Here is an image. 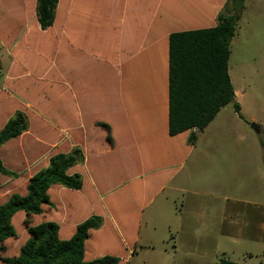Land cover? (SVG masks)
Here are the masks:
<instances>
[{"label":"rangeland","instance_id":"1","mask_svg":"<svg viewBox=\"0 0 264 264\" xmlns=\"http://www.w3.org/2000/svg\"><path fill=\"white\" fill-rule=\"evenodd\" d=\"M19 1L0 0V128L16 112L22 111L28 117L29 129L0 149L7 168L19 175L18 178L0 175V204L12 194H26L29 181L45 170L52 156L76 148L85 151L81 137H75L73 142L70 116L60 113L68 119L58 123L39 106L55 101V88L63 82L70 84L67 77L70 74H64L61 81L55 55L46 52L49 41L58 39L56 30L42 34V47L29 39L27 44L23 43L27 25L18 21V17L25 13L35 24L37 4L29 7V12L19 8ZM120 1L125 0H98L99 5H91L93 11L100 12L101 5L114 6ZM143 2L128 0L132 14L127 18L129 30L138 12L141 19L151 11L150 0L144 9ZM245 6L229 61L232 83L243 94L238 99L240 112L234 103L222 108L199 132L194 145L187 144L186 135L175 139L174 160L168 155L161 157L157 149L149 147L143 151L115 148L103 134L96 147L105 145L104 151L101 147L98 158L97 153L92 158L91 163L96 158L99 161L92 167V174L103 177L106 185L115 191L104 194L103 200L92 196L89 205L79 202L68 189L62 195L58 187L50 193L52 198L46 210L59 222H65L68 215L59 204L74 199L71 204L75 208L63 229L64 234L68 233L67 227L91 210L114 219L104 218L105 226L95 230L87 241L89 259L115 255L121 258L120 264H219L224 258L239 264H264V131L258 133L252 128L255 124L264 130V0H246ZM88 8L81 9L79 19L83 21L78 25V33L73 34L81 50L85 41L94 35L85 13ZM116 11H108L105 17L115 15ZM120 13L117 15L122 18ZM56 19L59 28L63 27L59 23L72 19V0L59 1ZM76 27L71 24L75 32ZM91 43L94 45L96 41ZM87 63L92 65L81 54L79 68ZM98 69L95 73L100 75L92 72L93 77L87 67L78 71V91L83 99L91 97L92 101L81 103L86 119L102 117L104 111L114 116L112 95L104 98L101 87L93 86L90 79H96L99 84L110 83L111 90L117 81L110 77V70L106 77L103 74L106 71ZM127 136L125 131L120 133L123 146ZM108 140L112 142L111 136ZM81 165L73 171L82 170ZM85 194L78 198H84ZM24 219V216L15 218L22 241L30 236ZM114 222L119 225L126 243L118 236ZM38 224L32 221L29 227ZM22 241L8 242L11 254L18 253ZM127 246L133 248L129 255ZM8 253L0 251V264H4L2 258Z\"/></svg>","mask_w":264,"mask_h":264},{"label":"crops","instance_id":"2","mask_svg":"<svg viewBox=\"0 0 264 264\" xmlns=\"http://www.w3.org/2000/svg\"><path fill=\"white\" fill-rule=\"evenodd\" d=\"M143 1L144 9L147 0ZM152 1L150 0L152 9L148 16L142 15L140 19L138 12L130 30V27L127 26V18L132 14L129 13L128 0L120 1L114 6L101 5L100 12L93 11L94 8L91 5H99L98 0H89L88 2L72 0V19L59 23L63 25L60 28L56 19L54 26L46 31L41 29L37 19L34 24L25 13H21L18 17V21L27 25L23 38L25 44L29 39L37 46H41L43 43L42 34H49L53 29L57 32L58 39L49 41L46 52L55 55L57 62L55 66L57 72L60 73L61 81L64 74H70L67 77L71 83L63 82L57 85L54 92L55 101H46L40 103L39 106L51 118H56L58 123H63V120L68 119L65 116L62 117L61 114L66 113L71 117L73 142H75V137H81L85 149V165H81L82 170L77 172L83 176L84 189L88 186L101 200H103L104 194L110 195V192L115 191L114 187L106 185L103 177L97 176V178L92 174V167L99 164V161L96 160L101 147L104 151L105 145L100 148L96 147L98 140H102L103 134L106 135V141L113 143L115 148L121 146L124 151L126 149H134V151L157 149L161 157L168 155L172 160L176 157L174 140L181 135L190 136L191 132L177 136L169 134V37L173 32L215 26L217 17L223 11L225 4L222 0H212L211 3L209 0L207 2L206 0L204 2L202 0ZM19 3L21 5L19 8L25 10L36 5L37 0H20ZM84 7H89L85 13L87 21L92 24L94 35L89 41H85L86 45L82 46L81 50L73 34L78 33V25L83 21V19L80 21L79 16ZM137 7H140L139 10H143L141 6ZM29 10L31 12V9ZM113 10L118 11L115 15L106 18L105 15L108 11ZM119 11H121L122 18L117 15ZM34 15L36 16L35 11ZM71 24L77 25L76 32L71 28ZM71 29L73 30L71 31ZM49 37L51 38V35ZM92 41H96V44L93 45ZM21 47L22 43L18 48L21 49ZM81 54L91 60L92 65L87 63L81 65L80 68L87 67L92 77V72L95 73L98 68L100 71H106L103 73L106 77L110 70V77L117 81L115 85H111L113 87L111 90L110 83L99 84L96 79L92 78L93 81L90 79L93 86L101 87L100 91L104 98L108 97L109 99L112 95L111 100L115 106L113 117L104 111L105 115L102 117L92 116L91 119H86L81 103L91 104L92 101L91 97L87 100L83 99L78 91L79 56ZM95 75L100 74L95 73ZM235 95L236 102L239 103L238 99L243 94L235 90ZM239 105L241 110V103ZM68 106L69 108H67ZM97 123H101V125H97ZM258 128V133L264 131L260 126ZM122 131L128 134L124 146L119 141ZM193 132L197 135L198 140L200 131L194 129ZM109 136H111L112 142L108 140ZM96 153L97 158L91 163ZM168 163L170 164L171 161ZM173 176L174 174H172ZM84 199L87 200L88 196L84 195L82 201ZM65 206L67 205L65 204ZM105 218L108 216L106 215Z\"/></svg>","mask_w":264,"mask_h":264},{"label":"trees","instance_id":"3","mask_svg":"<svg viewBox=\"0 0 264 264\" xmlns=\"http://www.w3.org/2000/svg\"><path fill=\"white\" fill-rule=\"evenodd\" d=\"M60 0H37L36 17L43 31L52 28L56 22ZM208 0H206L207 2ZM212 0H209L211 3ZM217 1V0H213ZM223 11L217 17L213 27L173 32L169 37V134L177 136L191 132L188 142L194 145L197 135L194 129L202 131L217 116L222 108L230 103L240 112L236 102L235 89L229 74L231 43L236 35L239 20L245 10L246 0H222ZM204 2V0H202ZM2 85L0 83V90ZM29 129L27 115L18 111L0 128V149L9 142L24 135ZM264 149V142H262ZM85 155L80 148L69 153H58L52 156L45 170L27 185L24 195L12 194L8 200L0 204V251L9 252L2 258L4 264H120L121 258L115 255H104L95 259L88 257L87 241L95 230L105 226L106 215L90 211L72 225L66 227L73 213L74 199L65 200L67 206L61 205L67 212L65 222L51 218L46 208L50 205V193L57 188L62 195L69 190L82 204L96 197L88 186L84 189L83 176L73 170L83 164ZM0 175L18 178L19 175L9 170L0 157ZM65 188V189H64ZM85 194L88 199L78 198ZM64 203V201H63ZM85 206V205H84ZM65 213V212H64ZM24 216V223L30 236L22 241L19 237L15 218ZM111 220L114 219L107 215ZM61 217L65 215L61 214ZM86 217V218H85ZM32 221L39 224L29 227ZM115 223V222H114ZM118 236L126 243L119 225ZM19 242L16 255L7 249L9 241ZM24 242V243H23ZM128 247V255L133 248ZM133 254V252H132ZM219 264H239L222 259Z\"/></svg>","mask_w":264,"mask_h":264},{"label":"water","instance_id":"4","mask_svg":"<svg viewBox=\"0 0 264 264\" xmlns=\"http://www.w3.org/2000/svg\"><path fill=\"white\" fill-rule=\"evenodd\" d=\"M252 128L256 131V132H259V128H258V126L257 125H252Z\"/></svg>","mask_w":264,"mask_h":264}]
</instances>
